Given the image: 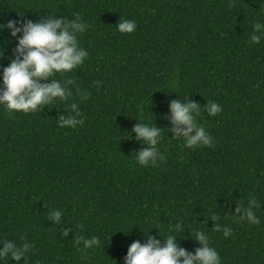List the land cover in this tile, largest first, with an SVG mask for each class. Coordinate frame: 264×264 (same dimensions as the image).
<instances>
[{"label":"trees","instance_id":"16d2710c","mask_svg":"<svg viewBox=\"0 0 264 264\" xmlns=\"http://www.w3.org/2000/svg\"><path fill=\"white\" fill-rule=\"evenodd\" d=\"M77 16L87 58L52 77L72 81L67 100L28 114L0 106V250L29 245L0 264H124L131 243L164 246L169 234L195 255L196 230L220 264H264V0H0V23ZM120 18L135 32L119 33ZM16 47L0 32V75ZM172 101L200 108L211 147L183 145ZM70 115L84 123L60 127ZM146 123L161 131L164 159L142 167L135 156L149 145L132 129ZM250 202L259 224L239 219ZM225 226L227 237L214 230ZM92 236L99 244L84 248Z\"/></svg>","mask_w":264,"mask_h":264},{"label":"clouds","instance_id":"9594fccd","mask_svg":"<svg viewBox=\"0 0 264 264\" xmlns=\"http://www.w3.org/2000/svg\"><path fill=\"white\" fill-rule=\"evenodd\" d=\"M77 23L62 24L59 20L34 22L31 20L8 19L0 23V32L5 29L10 30V36L16 39V55L10 60L8 66L3 69L0 75V106L9 113L23 112L28 114L35 112L42 106L55 102V99L63 102L71 95L67 91L66 85L72 83L68 80L62 86L57 79H52L56 73H67L83 64L87 58V51L79 46L77 34L82 33L87 27L76 17ZM22 24V27H17ZM121 34H132L136 29V22L133 20L120 18L115 25ZM261 24H254V32L261 30ZM59 29V31H57ZM22 35L17 38V33ZM260 35L253 34L250 38L252 44L259 43ZM51 81L41 84L40 81ZM87 93L82 98H86ZM72 112L77 117L80 112L75 103L70 105ZM171 112V122L173 131L182 137L183 145L189 149L195 146H212V137L206 132L202 125L197 124L196 117L200 113V108L194 103L181 104L172 101L169 105ZM209 116H216L221 111V106L215 102H207L204 107ZM60 127H76L83 124L82 118L74 119L72 115L68 119L63 117L57 121ZM183 126L181 128L180 126ZM136 133V138L146 142L149 147L139 152L135 156L136 162L142 166H155L157 161H163L164 156L157 146L161 140V131L152 125H137L132 129ZM190 133H194L190 135ZM254 202H250L243 208L244 215L239 219L250 224H259V218L252 211ZM241 208H237L240 212ZM60 210L50 211L49 219L54 223L58 222L61 216ZM215 218V217H214ZM179 232V225L173 229ZM215 231L223 232L225 237L231 234L229 227H217ZM195 239L199 241L201 247L195 251V255L187 253L184 249L178 248L177 239L174 234H169L164 246L156 239H149L144 245L139 241L131 243L127 250L124 264H220V257L216 250L209 246L208 236L200 230L194 232ZM80 243V241H76ZM99 244V239L92 236L91 239H84V248H90ZM29 245L23 244L16 247L13 243H6L0 250V260H3L8 253L11 259L19 261L28 252ZM26 264V262H25Z\"/></svg>","mask_w":264,"mask_h":264},{"label":"bare ground","instance_id":"6f19581e","mask_svg":"<svg viewBox=\"0 0 264 264\" xmlns=\"http://www.w3.org/2000/svg\"><path fill=\"white\" fill-rule=\"evenodd\" d=\"M96 62V61H95ZM89 63V62H88Z\"/></svg>","mask_w":264,"mask_h":264}]
</instances>
